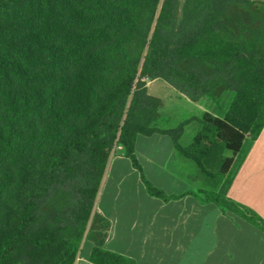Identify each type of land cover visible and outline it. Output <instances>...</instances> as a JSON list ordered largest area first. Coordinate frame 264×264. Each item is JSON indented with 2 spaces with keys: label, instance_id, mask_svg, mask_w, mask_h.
<instances>
[{
  "label": "trees",
  "instance_id": "obj_1",
  "mask_svg": "<svg viewBox=\"0 0 264 264\" xmlns=\"http://www.w3.org/2000/svg\"><path fill=\"white\" fill-rule=\"evenodd\" d=\"M155 79L193 102L234 98L224 117L162 129ZM263 129L264 2L0 0V264H76L86 239L93 264H137L105 248L111 224L95 209L115 147L169 201L178 196L145 177L138 136H169L175 158L226 177ZM192 193L264 231L242 204Z\"/></svg>",
  "mask_w": 264,
  "mask_h": 264
},
{
  "label": "crops",
  "instance_id": "obj_2",
  "mask_svg": "<svg viewBox=\"0 0 264 264\" xmlns=\"http://www.w3.org/2000/svg\"><path fill=\"white\" fill-rule=\"evenodd\" d=\"M159 80L147 81L149 93L150 85ZM177 93V99L200 109L190 118H201L207 112L224 117L228 109L220 115L212 110V102H205L206 98L193 102ZM164 113L161 107L158 127L163 124ZM190 125L199 130L196 121ZM184 133L181 144L186 147L191 143H182ZM173 151L169 136L137 137L136 152L145 177L167 195L178 196L169 201L149 194L141 172L124 156V150L111 158L95 207L111 224L105 248L137 264H264V231L235 212L215 202H203L192 193L199 188L189 172L195 164L175 158ZM227 178L221 195L264 220V129L257 140L245 141ZM214 191L219 193L216 188ZM93 246L90 240L84 241L76 264H93Z\"/></svg>",
  "mask_w": 264,
  "mask_h": 264
},
{
  "label": "rangeland",
  "instance_id": "obj_3",
  "mask_svg": "<svg viewBox=\"0 0 264 264\" xmlns=\"http://www.w3.org/2000/svg\"><path fill=\"white\" fill-rule=\"evenodd\" d=\"M259 2H264V0H258ZM151 95L158 97L163 100V105L162 108L165 111L164 116H162V127H167V129H172L178 127L179 124L189 120L191 115H194L200 109L198 106L192 107L191 105H186L184 100L183 102L177 99L176 94L177 91L171 87L168 83H166L163 80L157 81V83H152L150 85V93ZM234 98L233 93H227L225 94L218 102L212 100L211 98H206L205 102H212L213 103V109L220 115H222V112L226 110V108L229 107L230 103L232 102ZM210 103V104H212ZM219 107V109H218ZM222 111H217L221 110ZM198 126L195 125H188L185 129L186 135L184 139H182V143L187 144V143H192L194 137L196 136L198 132ZM163 129V128H162ZM166 129V128H165ZM185 134V133H184ZM122 155L120 151L115 152L112 155L113 157L120 156ZM226 158L232 156L231 152H226L224 155ZM184 158L182 156H179L178 158ZM195 164V163H194ZM217 167H214L213 171H210V174H205L202 171H200L196 164H195V169L190 170L189 172H192L191 177L199 183L203 188H200L198 185V191L200 192L201 190H208V191H214V188L218 190V194H223L225 193L226 190V180H228L227 176L226 177H219L216 172ZM185 173V170L182 171ZM212 188V189H210ZM217 193V192H216Z\"/></svg>",
  "mask_w": 264,
  "mask_h": 264
},
{
  "label": "built area",
  "instance_id": "obj_4",
  "mask_svg": "<svg viewBox=\"0 0 264 264\" xmlns=\"http://www.w3.org/2000/svg\"><path fill=\"white\" fill-rule=\"evenodd\" d=\"M124 148H123V146L122 145H117L116 147H115V149H114V151H113V154L115 153V152H117V151H122Z\"/></svg>",
  "mask_w": 264,
  "mask_h": 264
}]
</instances>
